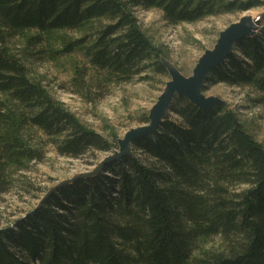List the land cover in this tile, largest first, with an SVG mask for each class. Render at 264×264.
<instances>
[{
  "label": "trees",
  "instance_id": "16d2710c",
  "mask_svg": "<svg viewBox=\"0 0 264 264\" xmlns=\"http://www.w3.org/2000/svg\"><path fill=\"white\" fill-rule=\"evenodd\" d=\"M134 6L157 8L171 23L192 22L220 10L250 4L216 0H0V43L23 30L79 29L94 20L100 30L87 54L93 66L114 75L136 71L159 56L137 25ZM38 40V38H35ZM82 40L69 44L66 51ZM206 80L252 85L264 95V30L235 43ZM160 70L164 67L158 65ZM0 194L7 190L3 161L39 159L18 137L23 125L62 138L57 152L82 158L110 144L83 128L19 59L0 46ZM177 120L165 118L153 135L132 145L136 156L107 171L78 179L51 194L14 228H0V264H264V147L235 113L215 104L201 110L185 97L173 99ZM219 236L227 251L195 256L201 239Z\"/></svg>",
  "mask_w": 264,
  "mask_h": 264
},
{
  "label": "rangeland",
  "instance_id": "374dc122",
  "mask_svg": "<svg viewBox=\"0 0 264 264\" xmlns=\"http://www.w3.org/2000/svg\"><path fill=\"white\" fill-rule=\"evenodd\" d=\"M216 1L218 4L235 2L236 5L250 6L222 9L192 22L178 23L166 20L157 8L134 6L132 13L138 27L158 50L159 56L153 54L149 60L140 62L136 71L124 76L93 66L87 54L100 30L110 23L107 20H94L73 30H23L7 36L5 43H0L26 67L29 78L42 84L57 102L76 117L83 128L98 133L110 144L107 151L90 150L82 158H72L57 152V144L62 138L48 136L31 125H23L18 137L27 148L37 151L40 158L3 161L4 177L8 184L7 190L0 194V228H14L15 221L26 217L51 187L64 179L91 171L105 157L118 150V139L123 138L128 130L148 123L151 107L170 80L161 58L168 59L182 75L189 77L200 56L205 50L214 47L220 32L241 17L255 19L259 16L258 29L254 35L264 30V0ZM79 40L82 43L66 51L69 44ZM232 53L238 59H244L235 44ZM160 64L164 70L158 68ZM203 94L222 99L226 103L225 107L235 113L245 131L264 147L262 92L252 85H230L206 80ZM0 103L6 104L7 108L3 111L12 108L7 94L0 93ZM165 118L177 120L171 108ZM132 156L153 163L133 145ZM113 164H109L97 176L105 174L111 177L107 169ZM226 251L227 243L219 236H212L198 241L194 255Z\"/></svg>",
  "mask_w": 264,
  "mask_h": 264
},
{
  "label": "water",
  "instance_id": "95a60500",
  "mask_svg": "<svg viewBox=\"0 0 264 264\" xmlns=\"http://www.w3.org/2000/svg\"><path fill=\"white\" fill-rule=\"evenodd\" d=\"M259 16L253 19L250 16H243L237 22L230 24L222 30L212 49H207L198 59L192 75L185 77L181 72L166 58H161L162 65L170 75V80L151 107L148 115V123L128 130L123 138L118 139V150L105 157L94 169L88 172L79 173L71 178L60 181L51 187L38 205L29 211L25 216L41 207L46 199L67 184H71L78 179H89L97 176L103 169L127 156H132V143L142 137L153 135L158 131L164 121L167 111L170 109L173 99L176 96L185 97L195 107L209 111L213 105H223L226 103L216 96H205L203 88L209 72L220 65L232 52L233 45L246 37H252L258 29Z\"/></svg>",
  "mask_w": 264,
  "mask_h": 264
}]
</instances>
